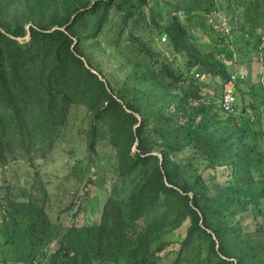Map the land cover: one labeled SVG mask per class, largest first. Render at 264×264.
Returning <instances> with one entry per match:
<instances>
[{
	"label": "trees",
	"instance_id": "trees-1",
	"mask_svg": "<svg viewBox=\"0 0 264 264\" xmlns=\"http://www.w3.org/2000/svg\"><path fill=\"white\" fill-rule=\"evenodd\" d=\"M209 36L247 68L258 54L233 113L222 95L242 72ZM263 77L264 0H0V169H35L28 186L0 177V264H264ZM73 119L96 178L54 220L37 168Z\"/></svg>",
	"mask_w": 264,
	"mask_h": 264
},
{
	"label": "rangeland",
	"instance_id": "rangeland-1",
	"mask_svg": "<svg viewBox=\"0 0 264 264\" xmlns=\"http://www.w3.org/2000/svg\"><path fill=\"white\" fill-rule=\"evenodd\" d=\"M200 41L204 42L201 46L205 50L210 49V47H216L215 51L221 52V56H224L226 61L232 62L234 59L237 60L235 67L236 71L242 72L243 75L249 74L253 81H258L259 78L257 77V74L261 71V64L256 61L258 54L256 55V53H252L251 67H249L251 69V73H249L250 69L247 68V61L249 58L243 59V54L238 53L236 48H224L225 51H223V47L215 43L214 39L210 38V36L209 38H201ZM235 60L233 62H235ZM102 61L103 66L105 67V72L109 75V77L112 71H117L115 62L109 57H103ZM262 80L264 82V77ZM206 81L209 83L210 87H215V82H213L210 77L206 78ZM80 112L81 110L78 111V113ZM86 124V122H82L79 119H73L70 123V132L67 134L66 139L60 141L59 145L48 156L43 165L37 168L40 170L42 178L45 179V181L50 182V187L52 189V193H50V207L51 210L53 209L51 214L54 220L56 219L57 214H59V211L69 205L72 199L70 190L76 191V189L80 186V183L84 182L82 178L87 175L96 178V174L94 173V171H96V167L94 169L92 168V170L88 172L85 166L76 163V161L85 153L84 130L87 127ZM72 150H74V152ZM101 153L102 154L100 158H97V161L102 166V170L113 172L114 161L111 160L109 156L103 158L106 153L109 154V150L101 149ZM82 167H84V170H82ZM74 169L76 170V174L73 172ZM34 172L35 169L30 167L27 160L19 159L16 162H12L7 168L0 169V177H2L4 182L7 184L12 182L16 184V186H20V184L28 186L34 179ZM88 189L90 196L96 195L95 193L97 190L95 187H90ZM89 205L90 203H88V200L83 201V206L87 211L85 212L86 214L84 213V220L95 221L94 215L89 213ZM63 221L71 223V218L65 217L63 218ZM51 236L52 234H50V237Z\"/></svg>",
	"mask_w": 264,
	"mask_h": 264
},
{
	"label": "built area",
	"instance_id": "built-area-1",
	"mask_svg": "<svg viewBox=\"0 0 264 264\" xmlns=\"http://www.w3.org/2000/svg\"><path fill=\"white\" fill-rule=\"evenodd\" d=\"M209 24L214 27V29L219 31H225L229 32L230 28L227 25V22L224 20L218 21V23L215 22L214 17L209 18ZM166 41V37H162V42ZM196 76L198 77L199 74L197 73ZM245 78V75L242 73H234L231 75V82L225 87L224 93L222 95V107L223 110L227 113H233L236 110V103H237V97H236V90H235V84L239 80H242ZM38 264V263H36Z\"/></svg>",
	"mask_w": 264,
	"mask_h": 264
},
{
	"label": "water",
	"instance_id": "water-1",
	"mask_svg": "<svg viewBox=\"0 0 264 264\" xmlns=\"http://www.w3.org/2000/svg\"><path fill=\"white\" fill-rule=\"evenodd\" d=\"M29 28H30V25L27 26L28 31H29ZM56 28H58V27L53 28V30L56 29ZM60 29L64 30L65 27H60ZM30 34H31V33H30V31H29V32H28V35H27L25 38H29V37H30ZM11 37L14 38V36H11ZM15 39H17V40H23L22 38H16V37H15ZM85 65H86L87 67H89L88 64H87L86 62H85ZM93 72H94L95 74H97L101 80H104V79L102 78V76H101L97 71L93 70ZM141 121H142V119H141V117L139 116V124L141 123ZM139 124H138V125H139ZM134 150H136V145H135V147H134ZM160 157H161V155H160ZM217 246H218V244H217Z\"/></svg>",
	"mask_w": 264,
	"mask_h": 264
}]
</instances>
